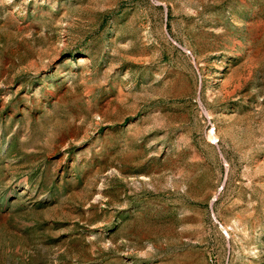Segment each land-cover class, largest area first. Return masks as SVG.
Wrapping results in <instances>:
<instances>
[{"label":"rangeland","instance_id":"374dc122","mask_svg":"<svg viewBox=\"0 0 264 264\" xmlns=\"http://www.w3.org/2000/svg\"><path fill=\"white\" fill-rule=\"evenodd\" d=\"M0 264H264V0H0Z\"/></svg>","mask_w":264,"mask_h":264}]
</instances>
